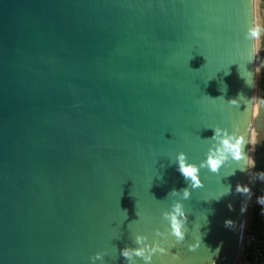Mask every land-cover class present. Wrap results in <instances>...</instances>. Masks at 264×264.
<instances>
[{
  "label": "water",
  "instance_id": "obj_1",
  "mask_svg": "<svg viewBox=\"0 0 264 264\" xmlns=\"http://www.w3.org/2000/svg\"><path fill=\"white\" fill-rule=\"evenodd\" d=\"M255 86L254 0H0V264H234Z\"/></svg>",
  "mask_w": 264,
  "mask_h": 264
},
{
  "label": "rangeland",
  "instance_id": "obj_2",
  "mask_svg": "<svg viewBox=\"0 0 264 264\" xmlns=\"http://www.w3.org/2000/svg\"><path fill=\"white\" fill-rule=\"evenodd\" d=\"M255 3V34H256V86L255 103L257 108L261 106L264 100V0H254ZM256 142L253 140V146ZM264 168V158L259 160L255 167L253 156L249 165L248 176V194H258L261 185V179L257 176V169ZM249 218V214L246 215Z\"/></svg>",
  "mask_w": 264,
  "mask_h": 264
},
{
  "label": "built area",
  "instance_id": "obj_3",
  "mask_svg": "<svg viewBox=\"0 0 264 264\" xmlns=\"http://www.w3.org/2000/svg\"><path fill=\"white\" fill-rule=\"evenodd\" d=\"M262 194H248L245 202L246 218L240 251L235 259L234 264H264V238H258L251 230V212L264 208V187L261 189Z\"/></svg>",
  "mask_w": 264,
  "mask_h": 264
},
{
  "label": "trees",
  "instance_id": "obj_4",
  "mask_svg": "<svg viewBox=\"0 0 264 264\" xmlns=\"http://www.w3.org/2000/svg\"><path fill=\"white\" fill-rule=\"evenodd\" d=\"M262 89L264 91V87ZM256 174L261 179V185L258 186V194L261 195V189L264 187V168L257 169ZM250 223L252 225V232H254L259 239L264 238V208H258L251 212Z\"/></svg>",
  "mask_w": 264,
  "mask_h": 264
},
{
  "label": "clouds",
  "instance_id": "obj_5",
  "mask_svg": "<svg viewBox=\"0 0 264 264\" xmlns=\"http://www.w3.org/2000/svg\"><path fill=\"white\" fill-rule=\"evenodd\" d=\"M211 169L212 171H216L217 169V162L216 161H212L211 164ZM178 170L179 172L186 178V179H191L193 181V187L196 188V187H200L201 184L199 183L198 181V178L197 176L195 175V172L197 171L194 167L192 166H187L183 163V158L181 156L180 160H179V167H178ZM185 191V196L187 197L188 195V192L187 190H184ZM185 220H186V217H185ZM176 235L177 236H180V231H179V228L177 227L176 228ZM128 252L129 250L128 249H124L122 250V255L127 258L128 256ZM139 254V253H138Z\"/></svg>",
  "mask_w": 264,
  "mask_h": 264
},
{
  "label": "flooded vegetation",
  "instance_id": "obj_6",
  "mask_svg": "<svg viewBox=\"0 0 264 264\" xmlns=\"http://www.w3.org/2000/svg\"><path fill=\"white\" fill-rule=\"evenodd\" d=\"M262 154H263V156L261 157V159L264 158V143H263V148H262Z\"/></svg>",
  "mask_w": 264,
  "mask_h": 264
},
{
  "label": "bare ground",
  "instance_id": "obj_7",
  "mask_svg": "<svg viewBox=\"0 0 264 264\" xmlns=\"http://www.w3.org/2000/svg\"><path fill=\"white\" fill-rule=\"evenodd\" d=\"M253 139H254V134H253Z\"/></svg>",
  "mask_w": 264,
  "mask_h": 264
}]
</instances>
